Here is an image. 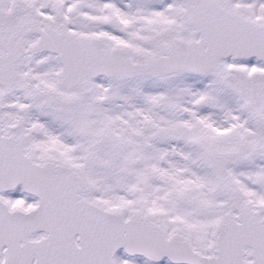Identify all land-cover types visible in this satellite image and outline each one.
<instances>
[{"label":"snow or ice","instance_id":"6c2138e0","mask_svg":"<svg viewBox=\"0 0 264 264\" xmlns=\"http://www.w3.org/2000/svg\"><path fill=\"white\" fill-rule=\"evenodd\" d=\"M0 264H264V0H0Z\"/></svg>","mask_w":264,"mask_h":264}]
</instances>
